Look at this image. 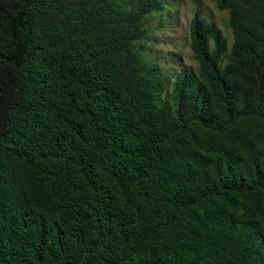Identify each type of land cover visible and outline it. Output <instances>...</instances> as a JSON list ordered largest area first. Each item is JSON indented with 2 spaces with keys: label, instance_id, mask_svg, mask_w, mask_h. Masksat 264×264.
<instances>
[{
  "label": "trees",
  "instance_id": "16d2710c",
  "mask_svg": "<svg viewBox=\"0 0 264 264\" xmlns=\"http://www.w3.org/2000/svg\"><path fill=\"white\" fill-rule=\"evenodd\" d=\"M123 1L0 0V264H264V0L168 98Z\"/></svg>",
  "mask_w": 264,
  "mask_h": 264
},
{
  "label": "rangeland",
  "instance_id": "374dc122",
  "mask_svg": "<svg viewBox=\"0 0 264 264\" xmlns=\"http://www.w3.org/2000/svg\"><path fill=\"white\" fill-rule=\"evenodd\" d=\"M162 8L152 12L144 21L146 34L134 44L142 59L166 76L163 98H168L175 78L185 72L195 74L198 68L190 51L189 27L197 15L214 24L229 49L232 35L228 25V12L219 10L213 0H160ZM125 6L133 0L123 1Z\"/></svg>",
  "mask_w": 264,
  "mask_h": 264
}]
</instances>
